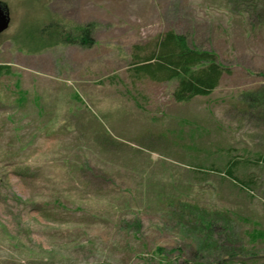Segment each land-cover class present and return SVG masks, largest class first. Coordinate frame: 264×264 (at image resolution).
Instances as JSON below:
<instances>
[{
    "label": "rangeland",
    "instance_id": "rangeland-1",
    "mask_svg": "<svg viewBox=\"0 0 264 264\" xmlns=\"http://www.w3.org/2000/svg\"><path fill=\"white\" fill-rule=\"evenodd\" d=\"M0 2V264H264V0ZM168 31L228 68L209 96L134 75Z\"/></svg>",
    "mask_w": 264,
    "mask_h": 264
},
{
    "label": "trees",
    "instance_id": "trees-1",
    "mask_svg": "<svg viewBox=\"0 0 264 264\" xmlns=\"http://www.w3.org/2000/svg\"><path fill=\"white\" fill-rule=\"evenodd\" d=\"M38 29V39L45 45L90 46L92 44L93 24L66 29L58 22L51 21L39 26ZM133 73L136 77L146 76L158 82L176 80L174 100L188 102L197 96H209L218 87L222 75L228 73V68L219 62L214 52L193 48L184 35L168 31L159 36L150 51L134 63ZM10 74V66L0 65V76ZM244 97L249 105L261 109L264 116V88L248 92ZM227 176L234 179L231 169L227 171ZM195 213V221L192 225L201 231L204 229L203 237L213 234L218 224L217 220L220 219L214 215L204 217L200 213ZM224 228L227 229L226 225Z\"/></svg>",
    "mask_w": 264,
    "mask_h": 264
},
{
    "label": "water",
    "instance_id": "water-1",
    "mask_svg": "<svg viewBox=\"0 0 264 264\" xmlns=\"http://www.w3.org/2000/svg\"><path fill=\"white\" fill-rule=\"evenodd\" d=\"M10 24V15L6 5L0 2V34L6 31Z\"/></svg>",
    "mask_w": 264,
    "mask_h": 264
}]
</instances>
